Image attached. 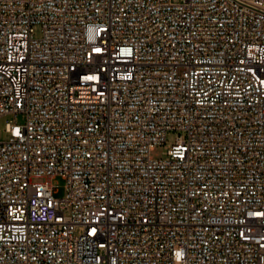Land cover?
Masks as SVG:
<instances>
[{"label": "built area", "instance_id": "1", "mask_svg": "<svg viewBox=\"0 0 264 264\" xmlns=\"http://www.w3.org/2000/svg\"><path fill=\"white\" fill-rule=\"evenodd\" d=\"M9 115L0 264H264V0H0Z\"/></svg>", "mask_w": 264, "mask_h": 264}, {"label": "rangeland", "instance_id": "2", "mask_svg": "<svg viewBox=\"0 0 264 264\" xmlns=\"http://www.w3.org/2000/svg\"><path fill=\"white\" fill-rule=\"evenodd\" d=\"M40 35V30H36V36ZM9 122L16 124H23L25 122V118L23 115H9L6 117H2L0 119V140H6L8 135L5 133V125ZM185 138V134L181 131H169L166 137V145L158 146L152 152V156L154 158H164L166 157L167 151L173 145L176 144L179 138ZM54 190L56 192L55 196L57 198H63L66 195V182L61 178L57 177L54 182Z\"/></svg>", "mask_w": 264, "mask_h": 264}, {"label": "snow or ice", "instance_id": "3", "mask_svg": "<svg viewBox=\"0 0 264 264\" xmlns=\"http://www.w3.org/2000/svg\"><path fill=\"white\" fill-rule=\"evenodd\" d=\"M97 51H99V49H97ZM94 77H89V79H93ZM262 215H264V214H262Z\"/></svg>", "mask_w": 264, "mask_h": 264}]
</instances>
